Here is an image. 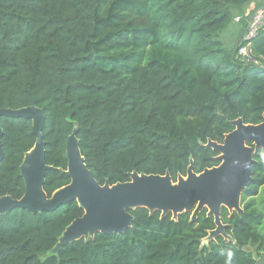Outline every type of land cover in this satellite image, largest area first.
<instances>
[{
  "label": "trees",
  "instance_id": "1",
  "mask_svg": "<svg viewBox=\"0 0 264 264\" xmlns=\"http://www.w3.org/2000/svg\"><path fill=\"white\" fill-rule=\"evenodd\" d=\"M259 0H0V108L45 114L44 190L70 183L66 142L75 129L87 166L103 184L131 173L174 182L221 163L235 129L264 121V29L247 56L222 33ZM264 1V0H263ZM5 157L0 197L26 191L21 165L36 136L31 119L0 116ZM249 145L253 144L249 142ZM242 211L221 209L227 237L203 208L130 209L124 232H97L53 251L84 214L77 200L53 211L0 214V264H256L264 253V152L255 154Z\"/></svg>",
  "mask_w": 264,
  "mask_h": 264
},
{
  "label": "water",
  "instance_id": "2",
  "mask_svg": "<svg viewBox=\"0 0 264 264\" xmlns=\"http://www.w3.org/2000/svg\"><path fill=\"white\" fill-rule=\"evenodd\" d=\"M0 116L31 119L36 136L35 146L27 152L21 165L25 194L20 199L10 195L0 197V214L16 208L32 213L53 211L73 200H77L84 208V214L74 219L64 230L53 249L55 253L64 245L97 232L126 231L134 219L130 209L138 207H147L151 213L161 210L163 215L171 212L174 218L190 210L195 218L207 207L208 215L215 217L217 225L210 232L209 238L218 235L227 237L221 209L227 207L230 211L243 210L241 196L252 179L255 154L260 150L264 152V121L245 124L239 118L233 121L235 129L226 134L222 143L212 140L208 143V146L220 152L219 158L222 161L218 166L196 173L193 165H190L187 176L179 175L176 182L170 173L133 172L129 181L112 185L106 181L102 184L86 164L77 139L78 129H75L66 142L68 169L65 173L71 181L49 196L44 190V183L46 171L52 166L46 163V142L43 136L46 119L43 110L36 106L0 108ZM2 135L0 125V162L5 157Z\"/></svg>",
  "mask_w": 264,
  "mask_h": 264
},
{
  "label": "built area",
  "instance_id": "3",
  "mask_svg": "<svg viewBox=\"0 0 264 264\" xmlns=\"http://www.w3.org/2000/svg\"><path fill=\"white\" fill-rule=\"evenodd\" d=\"M240 17H236L235 21H239ZM264 29V5L253 11L250 15L247 24L245 26L244 33L242 34L241 47L239 48V55H245L248 57V48L253 40V38ZM249 60L251 58L248 57Z\"/></svg>",
  "mask_w": 264,
  "mask_h": 264
},
{
  "label": "rangeland",
  "instance_id": "4",
  "mask_svg": "<svg viewBox=\"0 0 264 264\" xmlns=\"http://www.w3.org/2000/svg\"><path fill=\"white\" fill-rule=\"evenodd\" d=\"M263 1V0H262ZM243 27L236 23L235 21L222 33V39L227 44H232L239 40L240 35H242ZM186 177V176H185Z\"/></svg>",
  "mask_w": 264,
  "mask_h": 264
},
{
  "label": "crops",
  "instance_id": "5",
  "mask_svg": "<svg viewBox=\"0 0 264 264\" xmlns=\"http://www.w3.org/2000/svg\"><path fill=\"white\" fill-rule=\"evenodd\" d=\"M264 5V1H262V0H259L257 3L256 2H254V3H252L251 5H250V10L251 11H255L256 9H258L259 7H261V6H263ZM237 22V21H236ZM244 33V29H243V32H242V34ZM241 36L242 35H240V38H241ZM240 38H239V40H240ZM256 264H264V253L261 255V256H259V257H257V259H256Z\"/></svg>",
  "mask_w": 264,
  "mask_h": 264
}]
</instances>
